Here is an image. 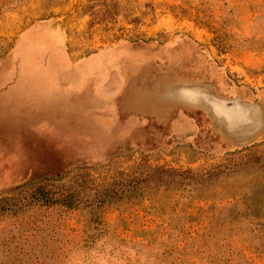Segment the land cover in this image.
I'll list each match as a JSON object with an SVG mask.
<instances>
[{"label": "rangeland", "instance_id": "1", "mask_svg": "<svg viewBox=\"0 0 264 264\" xmlns=\"http://www.w3.org/2000/svg\"><path fill=\"white\" fill-rule=\"evenodd\" d=\"M259 188L264 0H0V264H264Z\"/></svg>", "mask_w": 264, "mask_h": 264}, {"label": "trees", "instance_id": "2", "mask_svg": "<svg viewBox=\"0 0 264 264\" xmlns=\"http://www.w3.org/2000/svg\"><path fill=\"white\" fill-rule=\"evenodd\" d=\"M257 192L254 190L247 195L250 204L243 210L241 217L250 224L247 230L251 239L255 241V244L250 242L244 252L249 253L252 250L253 254L264 262V189L259 188Z\"/></svg>", "mask_w": 264, "mask_h": 264}]
</instances>
